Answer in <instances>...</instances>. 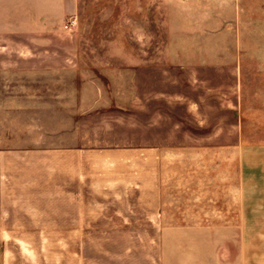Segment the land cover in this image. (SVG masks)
Returning a JSON list of instances; mask_svg holds the SVG:
<instances>
[{
    "label": "rangeland",
    "instance_id": "1",
    "mask_svg": "<svg viewBox=\"0 0 264 264\" xmlns=\"http://www.w3.org/2000/svg\"><path fill=\"white\" fill-rule=\"evenodd\" d=\"M141 1L0 0V229L96 224L0 240V261L154 264L139 209L214 204L251 215L200 249L264 264V0H222L227 30Z\"/></svg>",
    "mask_w": 264,
    "mask_h": 264
},
{
    "label": "crops",
    "instance_id": "2",
    "mask_svg": "<svg viewBox=\"0 0 264 264\" xmlns=\"http://www.w3.org/2000/svg\"><path fill=\"white\" fill-rule=\"evenodd\" d=\"M164 14L167 17V30H227V25L222 27L221 3L222 0H164ZM227 1V0H226ZM45 2V1H44ZM239 3L240 0H230L226 3ZM147 3L148 18H153V11L157 9V0H142L140 10ZM143 4V5H141ZM50 9V8H49ZM45 6L37 8V16L44 18L49 10ZM233 9V8H232ZM238 9V10H237ZM53 10H55L53 8ZM236 18L239 19V7L236 6ZM232 10V16H234ZM40 13V14H39ZM206 20V21H205ZM225 24V22H224ZM208 25V26H206ZM239 30V29H238ZM194 54L203 61V54H199V48L192 49ZM198 59V60H199ZM174 65H183L175 62ZM191 65L203 66L204 62L194 59ZM139 210L143 214L144 222L133 223L139 226L155 228L154 234L158 241L157 261L154 264H221L220 259L236 258L218 250H201V246L213 243L215 236L228 232L229 227H243L251 213L242 205L235 208L220 209L217 205H195V208H185L170 204H150ZM227 211V212H226ZM238 212V213H237ZM231 217H234L232 219ZM139 221V220H138ZM236 225L231 226L230 223ZM36 224L29 225L28 229L14 231L12 229H0V240L7 241L14 235H45L67 233L74 235L77 231L65 228L92 227V219H56L52 221L37 220ZM103 223V222H101ZM123 225V224H122ZM10 227V225H1ZM51 227V229H45ZM205 238H201V237ZM248 252H239L238 258H246ZM0 264H12L11 261H0ZM29 264H32L30 262ZM39 264V263H33ZM45 264V263H43ZM49 264H59L52 262Z\"/></svg>",
    "mask_w": 264,
    "mask_h": 264
}]
</instances>
